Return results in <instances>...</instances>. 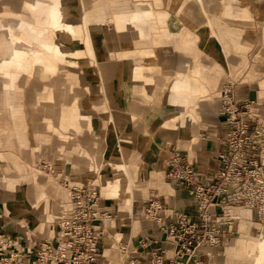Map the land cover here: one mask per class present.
<instances>
[{
	"label": "crops",
	"instance_id": "1",
	"mask_svg": "<svg viewBox=\"0 0 264 264\" xmlns=\"http://www.w3.org/2000/svg\"><path fill=\"white\" fill-rule=\"evenodd\" d=\"M86 1L73 0V16L75 18L73 25L77 30V35L73 37L65 35V38L62 39L77 52L86 65L73 73L66 69L65 71L62 66L57 65L54 72L56 69L57 73L69 78H72L71 75L79 77L75 83L84 86L85 91L90 96L98 94L94 92L95 90L100 92L99 88L104 89V85L107 83L106 73L110 70L120 72L122 78L131 82L143 83L140 94L145 101H148L150 96L146 90L161 80L147 75L157 68V65H153L154 63L149 58H154L160 53L157 49L149 48V45L151 43L154 46L173 44L174 49L182 50L186 54H190L194 50V39L183 32L182 26L178 25L174 29V23L169 19L167 20L168 14L165 11L153 10L148 6L144 7V5L132 7L128 5L129 3L121 0H95L92 8L87 9ZM177 1L184 9L191 10L189 12L192 14L207 17L206 29L201 31V36L203 39L209 36L213 40L212 51L221 57L230 68H238L241 63L233 52H229L230 48L240 49L238 36L231 34V42L227 43L222 37L209 32L208 29L214 24V20L209 18L210 12L219 13L221 11L220 14L225 19H229V17L237 20L251 18L252 28L257 30V33H254L255 36L258 38L260 35L259 42L260 38L263 39L264 0ZM20 2V5H18V0L15 1L14 5H7L8 0H0L1 4L9 6L0 11V25L5 29L11 28L16 34L21 24L31 26L38 24L39 19L33 12L35 7L41 5L51 7L56 4L57 0H20ZM154 2L157 6L160 4L159 0H154ZM19 7L20 9H18ZM25 10H27L26 13ZM258 13L262 14L258 16ZM9 18H15L17 21L6 23ZM129 29L133 31V38L136 39L134 43L137 46L136 49H132L126 44L132 39ZM113 31H115L121 47L114 44L117 61L106 63L103 57L105 56L103 49L108 47L106 44L107 39L109 40L108 34ZM222 31L223 35L228 34L226 28ZM50 35L52 39H56V35L53 33ZM151 36L155 37L153 41L149 40ZM79 41L85 48L78 47ZM256 47L257 44L255 47H251L253 49L251 52H246L245 56L248 61L249 56L250 58L253 56L251 53ZM257 52L259 55H264L263 48ZM0 53L2 57V47ZM89 61L95 63L96 73H86L83 76L80 71L90 67L87 65ZM244 67L243 70L246 69L247 64H244ZM252 68L263 74L264 61L252 65ZM19 71L11 68L12 78L0 75V98L6 104L9 100V90H18L16 83L23 81V76L18 78L17 72ZM28 71L34 75L38 73L42 80L51 81H47L45 85H33L35 87L32 88L30 86L28 89L25 86L24 89L28 91L22 95V108L18 102L10 108L6 106L10 109L13 117L21 119L25 117L31 123L36 124L42 121L46 133L53 132L58 138L53 136L55 138L53 141L40 144L35 143L32 139L33 136L29 134V140L26 141L25 136H23L26 130L25 124L19 123L15 133L20 148H5L4 141L0 142V237L1 235L10 237L15 242V249L18 252H34L35 239L52 238L58 222L69 219L74 208L70 198L71 188L91 185L98 193V206L103 218L100 223L102 248L98 256V264H127L131 259L146 264L148 259L145 256V250L142 248L145 240L155 242V246L170 256L172 246L170 242L164 241L161 229H165L171 222L172 212L190 210L195 207V203L186 192L178 191L166 179L165 173L169 157L174 153L183 156L201 179H208L218 168L216 156L221 148L219 137L224 134V130L219 126V119L218 121L216 119L219 132H215V130L202 131L199 133L196 142L192 136L197 132L198 126H203L204 121L210 120L203 116L202 112H204L203 107L207 105L214 92V77L204 66L195 64L192 58L181 55L171 73L172 79L167 85L164 103L162 105L153 104L148 109H144L142 106L143 109L133 113L126 110L121 111V109H110L105 106L103 101L92 103L91 106L93 107H91L88 104L89 98H86V102H81L73 87H71V97L68 98L64 90L63 92L56 90V83L52 81L56 75L54 72L44 73L46 70H41L42 73L34 70ZM28 76L34 78V76ZM258 84V94L262 95L264 93V78H260ZM46 85H48L47 91L44 92L43 88L45 90ZM199 85L204 89L203 93L199 90ZM244 88L245 90H242L244 91L243 96H238L235 93L236 99L238 101H252L258 109L260 117H263L264 99L258 98L260 96H257V93L249 86H244ZM101 93H103L102 90ZM60 95L63 98L67 97L69 104L61 106L57 124L54 125L46 112L53 110L51 104H55L57 97L60 100ZM118 97L120 96L118 95ZM13 99L17 101L18 95H12L11 100ZM81 108H86V110ZM98 109L102 115L108 116L107 119H109L107 147L100 140L97 147L91 146L89 148L88 138L91 133L88 130L94 127V118L96 111H99ZM168 109L170 111L167 113ZM212 111L214 112V109ZM137 115L145 118L144 122L150 132H158L160 137L166 139H180L184 144H188V147L194 146L193 150L191 152L189 148V152L168 150L157 140L145 139L143 137L145 133L142 131L141 133L136 131L137 136L131 133V123ZM187 120L188 123H186ZM28 129L31 131L32 126L31 128L29 126ZM82 129H84L83 133L78 137L79 148L70 143H65L69 138L64 131L76 132L82 131ZM37 133L38 135L34 136L36 138L44 135V132L41 131H37ZM103 157L104 161L106 160L110 165L111 171L101 169L98 172L97 177L100 185V187L98 186L100 189H98L96 185L88 182L94 177L92 171H98L93 166L94 161L100 164ZM190 159L193 162H190ZM121 165L125 168L124 184L126 188L117 192L116 195H111V187L114 185L112 175L116 168ZM17 166L23 168L24 173L19 174ZM89 166L92 169H89ZM24 167L39 172H47L51 179L37 177L34 172L29 176ZM45 185L47 186L43 188ZM134 185L143 187L145 192L133 187ZM152 198L165 207L161 212L163 221L160 224L149 220L145 214ZM233 211L239 218L231 224L230 237L224 239L217 247L200 249L195 253L191 264L204 262L210 264L211 259L206 260L200 257L199 253L208 256L214 249H222L223 247L225 254L232 260H247V254L243 248L240 250H231V248L236 247L240 240L247 242L251 238H256L250 234L236 236L238 231L243 232L247 225L253 228L252 220H256V214L242 206ZM106 225L112 230L114 228L115 231L110 232V234ZM234 229H237L235 233L233 232ZM254 232L259 233L258 238H256L258 240L264 236V227L255 228ZM122 235H125L126 239L118 241L117 239ZM108 237L112 239V242L107 240ZM118 246L125 247L127 251H121ZM22 257L23 260L31 259L30 263L34 264L32 262L33 255L23 253Z\"/></svg>",
	"mask_w": 264,
	"mask_h": 264
},
{
	"label": "built area",
	"instance_id": "2",
	"mask_svg": "<svg viewBox=\"0 0 264 264\" xmlns=\"http://www.w3.org/2000/svg\"><path fill=\"white\" fill-rule=\"evenodd\" d=\"M234 84L222 86L219 97L220 150L216 160L220 170L201 179L185 158L175 155L168 161V178L194 201L193 212L174 215L167 229H161L165 242L172 246L171 255L144 241L146 264H191L195 253L217 247L230 237V228L239 216L234 209L242 206L257 212L256 220L264 224V185L257 179L264 175V116L249 100L238 101ZM74 208L68 220L59 221L52 238L35 239L34 264H98L102 248L100 223L102 213L98 194L92 186L73 188ZM163 205L151 201L146 213L162 223ZM121 251L126 248L118 246ZM16 251L15 242L0 237V264H31ZM127 264H141L129 260Z\"/></svg>",
	"mask_w": 264,
	"mask_h": 264
},
{
	"label": "rangeland",
	"instance_id": "3",
	"mask_svg": "<svg viewBox=\"0 0 264 264\" xmlns=\"http://www.w3.org/2000/svg\"><path fill=\"white\" fill-rule=\"evenodd\" d=\"M15 1L16 0H8L7 5H14ZM94 1L95 0H87L85 2L86 8L87 9L92 8ZM121 1L129 3L128 5L132 7H136L137 5L138 6L144 5V7L148 6L153 10L165 11L168 14L167 20L169 19V21L174 23V29L178 25L182 26L183 32H185V34H189L194 39V50L195 51L193 50L192 53L186 54L182 50L174 49L173 44H160V45L154 46L151 43L149 45V48L153 50L157 49L160 53L158 56L154 58H149V60L152 61V63H154L153 65L155 66L157 65V68H155V70L152 73L151 72L147 73V75L153 76L155 79H161V80L160 82H157L154 85H151V88L146 90V93L150 96L148 101H145L144 97L141 96L140 94V89L143 83L131 82L125 78H122L120 72L118 71L113 72L110 70L106 73L107 83L104 85V89L99 88L100 92L96 90L94 91V92H97L98 94H93V96H90L87 93V91H85L84 86L75 83V81L78 80L79 77H74L71 75L72 78H69L63 74L57 73L55 69L54 74L56 75H54V79L52 81L56 83V87H57V88L55 87L56 90L58 89L61 92H63L64 90V93H66V96L69 98L71 97V93H72L71 87H73V90L76 93H78L77 95L81 102H86L85 101L86 98H89V102H88L89 106H91L92 103L95 104V103H98L99 101H103L105 102V106L110 109H114V110L121 109V111L126 110V111H131L133 113H136L137 111H140L141 109H143L141 108L142 106H144V109L145 108L148 109L153 104L162 105L164 103L167 85L169 84V81L172 79L171 73L173 72V69L176 63L178 62L179 56L182 55L183 57H190L193 59V62L195 64L204 66L206 70L209 71L210 75L214 77V80H215V88H214L213 94L211 95L212 97L209 98L208 100L209 102H207V105L203 107L204 112H202L203 116L207 117L210 120L204 121L203 126H198L197 132L195 134H192L194 138V142L197 141V138H199V133H201L202 131L215 130V132H219V130L217 129L218 127L217 126L218 125V122H217L218 113L217 112L219 108V91L222 88V86L226 85L227 83L234 84L235 92L238 96H243L242 93L244 91L242 90H245L244 86H249V88L253 89V91L257 93V96H260L258 98L264 99V93L262 95L258 94V91H259L258 81L260 78H264V73L261 74L260 72L252 68V65L254 64L256 65L257 63H261L262 61H264V55H259L257 52V50H259L260 48L264 49V28L262 31L263 39L260 38V42H259L260 35L258 36V38L255 36L254 33H257V30L252 28L253 25H252L251 18L248 17L247 19L242 18L241 20L240 19L237 20L233 17H229V19L228 18L225 19L223 15L220 14L221 11L219 13H215L214 11L210 12L211 16L209 18L214 20V24L211 26V28L208 29L209 32H211L212 34L215 33V35L217 34L216 36L218 37H222L227 43L231 42V36H230L231 34L238 36V43L240 44V49L235 50V49L230 48L229 52H233L236 55V57L240 60L241 63L238 68H230L229 65L226 64L222 60L221 57H218L212 51L213 43H214L213 40L209 36L206 39H203L201 36V31L203 29H206L205 21L207 17L204 18V17L199 16L198 14L197 15L195 13L192 14L191 12H189L191 10L184 9L183 7H181V4H179L177 0H159L160 4L158 6L155 5L154 0H121ZM20 3H21L20 0H18V5H20ZM7 5L6 4L3 5L0 3V11L4 10V8L9 7ZM233 8H234V4H233ZM18 9H20V7ZM26 12L27 10H25V13ZM261 14L262 13H258L257 15L259 16ZM16 21L17 19L15 18H9L7 19L6 23L8 22L15 23ZM225 28L227 29V33H228L226 36L223 35V31H222ZM259 28H258V31H259ZM246 30H249V32H246ZM114 32L115 31L108 34L109 40L107 39L106 41V44L108 47H105L103 49V52L105 54V56L103 57L106 63H115L117 61L116 48L114 47V44L120 46L121 43L119 39L117 38V35ZM132 32L133 31L129 29V33L131 35L133 34ZM14 34L16 33L14 32ZM246 34H249V36H246ZM133 35H132V39H130L129 42H127L126 44H128V47H131L132 49H136L137 46L134 44L136 42V39L133 38L134 37ZM2 39H0V44L4 42V40ZM154 39L155 37L153 36L149 37L150 41H153ZM79 43L80 44L78 47H80L81 49L85 48V46H82L81 41H79ZM256 44H257L256 49L251 53L253 54V56H251V58L249 56L248 58L249 61H248L245 54L248 51L251 52V50H253L251 47L252 46L255 47ZM138 47H142V46H138ZM35 49L37 48L32 43H29L27 45V50L29 52H33ZM244 64H247V67L246 69L243 70V68H245ZM87 65L90 67L82 69L80 71L81 74L83 76L86 73L95 74L96 73V67L94 66L95 63L93 61H89L87 62ZM38 72L42 73V71H38ZM44 73H52V72L44 71ZM17 74H18V78L23 76V81L16 83V85L18 86V90L17 89L9 90V100L7 104L6 102H2V99L0 98V142L4 141L3 144H4V147L6 146L5 148H17V147L20 148V145L17 141L18 140L17 135L15 132L17 131V126L19 125V123H24L26 130L23 136H25L26 141L29 140V134H31V136H33L32 139L34 140L35 143H40V144L49 143L50 141H53V139L58 138V136L54 134L53 132L46 133L45 129H43V124L41 123L42 121L36 124V123H31L30 120H28L25 117L23 119L18 118V117H13L9 108L11 106H15L16 102H18V105L20 103L21 108H22V101H23L22 95H24V93L28 91L26 90L28 89V87L31 86L32 88V87H35L33 85L37 86L38 84L45 85L47 81H51V80H47V81L42 80L39 78L38 73L34 75L28 70L27 71L20 70L19 72H17ZM27 74L30 76H34V78L29 77ZM48 85H46L45 90L43 88L44 92L47 91ZM25 86H26V89H24ZM101 90L103 93H101ZM81 92H83V94H81ZM15 94H17L19 98L17 101H15V99L11 100L12 95L15 96ZM61 95H60V100H58L59 97H57L55 100V104H51L53 110L46 112V114L50 116V120L54 125L57 124L58 113H59L61 106L63 104H67V105L69 104L66 99L67 97L63 98L61 97ZM118 95L120 97H118ZM30 96H32V93H30ZM81 109L86 110V108H81ZM213 109H214V112L212 111ZM96 112L97 113L95 114V118H94V127L91 130H88L89 133H91V136H89L88 138L89 144L88 143L87 144L89 148H91V146L95 148L97 147V143L99 144V141L101 140L100 142L101 143L103 142V145L107 147V134H108L109 119H107L108 116L102 115L100 110ZM144 119L145 118H142L139 115L135 116L134 120L131 123L132 124L131 133H134L137 136L138 133H141L142 131L145 133L143 135L145 139L152 138L153 141L157 140L159 144H161L163 147L168 148V150H172V151L176 150L179 152H183V151L189 152L188 148L191 149L190 152L193 150L194 146L188 147V144H184L183 141H181L180 139H170V138L166 139V138L160 137L158 135V132H154V131L150 132V129L145 124ZM211 119L213 120L215 119V122H213V120ZM96 122L98 123V125ZM29 126L30 128L32 126L31 131L28 129ZM83 130L84 129H82V131H76V132L71 131V130L64 131L67 133L66 136H68L69 138L67 139V142L65 143L66 144L70 143L73 146H76V148H79L78 137L81 133H83ZM37 131L44 132V135H41L39 138L34 137L35 135H38ZM136 131L138 133H136ZM190 162H193V160L190 159ZM15 163L16 162H14V164ZM93 166L97 168L98 171H92V174L94 177L88 183L91 182L94 185H96L98 188V186L100 187L99 180L97 177L98 172L101 169L105 171H111V168L108 162L106 160L104 161V157L101 160L100 164L99 162L94 161ZM89 169H92V167L89 166ZM17 170L19 174L24 173L23 168H20L19 166H17ZM26 170L29 173V176H31L34 172L37 175V177H41V178L44 177L45 179H48V178L51 179V176L48 175L47 172H39L38 170H31L29 167ZM157 178H160V176H157ZM46 186L47 185H45L43 188H45ZM133 187L141 190V192H145V190L141 186L138 187L134 185ZM252 223H253L252 225L253 228L247 225L245 230L243 232L238 231L236 236L240 237V236H246L247 234H250L253 237L258 238L259 233H255L254 229L262 227L263 224H260L259 222H257V220H252ZM106 229H108L109 233L112 231H115L114 228L112 230L111 228L108 227V225H106ZM236 231L237 229L233 230L234 233ZM256 238H251V239L257 240ZM122 239H126L125 235H122L117 240L119 241ZM107 240L112 242V239L110 238ZM243 251H244V247H243ZM240 255L243 256V254H240ZM199 256L203 257L206 260L211 259L210 264H248L249 263V262L247 263L246 260L244 259L243 260L238 259V261L232 260L225 254L224 247L222 249H217V248L214 249L211 255L206 256L204 253H199ZM201 264H207V263L204 262ZM261 264H264V259Z\"/></svg>",
	"mask_w": 264,
	"mask_h": 264
},
{
	"label": "bare ground",
	"instance_id": "4",
	"mask_svg": "<svg viewBox=\"0 0 264 264\" xmlns=\"http://www.w3.org/2000/svg\"><path fill=\"white\" fill-rule=\"evenodd\" d=\"M73 9V0H57L56 4L51 7L42 5L39 7H35L33 9V12L36 14V18L39 19L37 22L38 24H36L35 26L21 24L17 31V35L14 34V31H12L11 28L5 29L0 25V39L3 38L2 40H4V42L0 44V51L1 47L3 50L2 57L0 53V75L12 78L13 74L10 72L11 67L21 71L46 70L48 72H54L55 66L60 65L62 66L63 70L66 69L67 71L73 73L77 72L82 66L86 65L85 61H83V59L77 54V52L62 40L65 38V35L67 37H73L77 35V30H75L73 25V20L75 19L73 16ZM51 33L56 35V39H52L50 35ZM29 43L34 44L37 49H35L33 52H29L27 50V45ZM199 90L201 91V93L204 92V89L201 86L199 87ZM169 111L170 109L167 110V113ZM186 123H188V120L186 121ZM175 155L178 154H172L169 159ZM219 167L220 165L218 163V168L216 170L217 172L220 170ZM167 174L168 164L165 173L166 179L173 184L175 189L185 192L183 189L178 188V186L168 178ZM124 175L125 168L122 165L118 166L112 175V183L114 185L111 187V195H116L117 192L126 188V185L124 184ZM257 181L258 183H261V185H264V175L263 177H259ZM73 188H71L70 193H72ZM71 195L70 198L72 200ZM151 201L156 200L152 198ZM156 202L157 204H159L158 201ZM193 209L194 208L187 211L172 212L171 221L173 220L174 215L182 212L192 213ZM252 211H254L257 215V212L255 210ZM145 214L146 217L151 220L148 217L146 210ZM170 224L171 222L168 225ZM167 226L165 227V229H167ZM262 227H264V224ZM243 247L244 251L247 254L246 262H249L248 264L262 263L264 259V236L258 240L251 239L247 242L240 240L238 241L236 247L233 246L231 250H240Z\"/></svg>",
	"mask_w": 264,
	"mask_h": 264
}]
</instances>
